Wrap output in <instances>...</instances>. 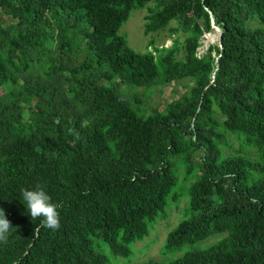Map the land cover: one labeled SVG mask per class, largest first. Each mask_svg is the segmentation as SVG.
Here are the masks:
<instances>
[{"label":"trees","instance_id":"trees-1","mask_svg":"<svg viewBox=\"0 0 264 264\" xmlns=\"http://www.w3.org/2000/svg\"><path fill=\"white\" fill-rule=\"evenodd\" d=\"M149 4L145 35L169 29L174 43L140 52L121 29ZM184 79L165 108L146 101ZM37 184L60 205L55 231L23 204ZM185 195L163 258L137 264H264V0H0V212L13 227L0 264L133 263Z\"/></svg>","mask_w":264,"mask_h":264},{"label":"rangeland","instance_id":"rangeland-1","mask_svg":"<svg viewBox=\"0 0 264 264\" xmlns=\"http://www.w3.org/2000/svg\"><path fill=\"white\" fill-rule=\"evenodd\" d=\"M152 4H149L147 7L143 9L135 10L129 20L123 25L121 31L128 39L129 45L135 49L136 51L143 52L146 50L148 43L151 38L155 39L156 45L160 47H170L174 43V35H171L169 29L160 32L154 33L151 35H145L144 33V25L147 22V15L149 14L148 8ZM173 26H177V22H172ZM216 37L215 39L212 37L210 40L213 43H216L218 40L219 31L217 30L214 33ZM178 35H181L179 46H180V54L179 57L184 53L183 43L186 35L183 34L182 31L178 32ZM152 47L149 49L151 50ZM206 45H202L199 48V54L202 55L207 49ZM192 81L189 79L180 80L178 82H173L167 85H159L154 88L151 92V95L146 98V101L151 102L153 106H156L160 109L165 108L166 104L171 101L173 98L181 97L186 91H188V85H192ZM143 90V89H141ZM229 140L232 142L233 147H224L226 153H236L237 150L241 148L239 141L236 139L234 135L228 134ZM254 152V150L249 149ZM258 154V153H257ZM179 177V185L174 189L173 193H184L185 187H182L183 177ZM188 196H183L182 200L178 205L172 204L169 207L168 216L165 218H161L156 224L155 228L152 229L151 235L147 237L144 241L138 242L134 245L137 253L134 257L133 263H124V264H137L143 261H148L149 259H162V246L164 242H166L168 232L176 227V225L183 219L187 218L190 214H188L187 204H188ZM218 236V235H217ZM212 238V237H211ZM210 238V242H214L220 238L213 237ZM206 241L208 243L209 241ZM203 243V242H202ZM108 249V248H107ZM109 251V249H108Z\"/></svg>","mask_w":264,"mask_h":264},{"label":"clouds","instance_id":"clouds-1","mask_svg":"<svg viewBox=\"0 0 264 264\" xmlns=\"http://www.w3.org/2000/svg\"><path fill=\"white\" fill-rule=\"evenodd\" d=\"M74 129H69L73 133ZM78 135V134H77ZM21 196L27 212L34 222L39 219L40 223L36 226L57 230L60 228V205L53 202L51 195L45 190L44 186L37 184L34 188H22ZM11 221L6 217L4 210L0 212V244H7L12 230Z\"/></svg>","mask_w":264,"mask_h":264},{"label":"water","instance_id":"water-1","mask_svg":"<svg viewBox=\"0 0 264 264\" xmlns=\"http://www.w3.org/2000/svg\"><path fill=\"white\" fill-rule=\"evenodd\" d=\"M217 30L219 31V34H218L219 35V39H221L222 38V30L219 29V28Z\"/></svg>","mask_w":264,"mask_h":264}]
</instances>
